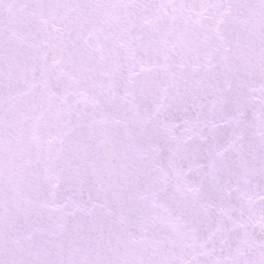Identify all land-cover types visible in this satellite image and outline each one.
<instances>
[{
	"label": "snow or ice",
	"instance_id": "1",
	"mask_svg": "<svg viewBox=\"0 0 264 264\" xmlns=\"http://www.w3.org/2000/svg\"><path fill=\"white\" fill-rule=\"evenodd\" d=\"M0 264H264V0H0Z\"/></svg>",
	"mask_w": 264,
	"mask_h": 264
}]
</instances>
